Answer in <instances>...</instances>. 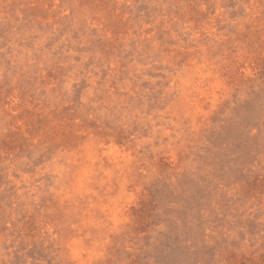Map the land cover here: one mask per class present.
I'll return each mask as SVG.
<instances>
[{
  "label": "rangeland",
  "instance_id": "374dc122",
  "mask_svg": "<svg viewBox=\"0 0 264 264\" xmlns=\"http://www.w3.org/2000/svg\"><path fill=\"white\" fill-rule=\"evenodd\" d=\"M0 264H264V0H0Z\"/></svg>",
  "mask_w": 264,
  "mask_h": 264
}]
</instances>
